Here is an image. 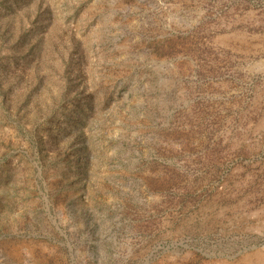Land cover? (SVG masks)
Listing matches in <instances>:
<instances>
[{
    "label": "rangeland",
    "instance_id": "1",
    "mask_svg": "<svg viewBox=\"0 0 264 264\" xmlns=\"http://www.w3.org/2000/svg\"><path fill=\"white\" fill-rule=\"evenodd\" d=\"M0 264H264V0H0Z\"/></svg>",
    "mask_w": 264,
    "mask_h": 264
}]
</instances>
